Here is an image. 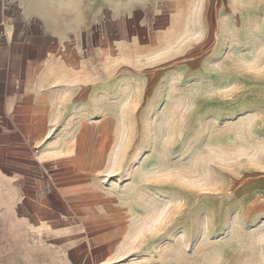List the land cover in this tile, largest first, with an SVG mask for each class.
Wrapping results in <instances>:
<instances>
[{
    "label": "crops",
    "instance_id": "0c3cea01",
    "mask_svg": "<svg viewBox=\"0 0 264 264\" xmlns=\"http://www.w3.org/2000/svg\"><path fill=\"white\" fill-rule=\"evenodd\" d=\"M193 6L204 30L210 16L231 14L238 45L264 47V0H0V176L19 192L9 202L19 222L54 239L39 264H222L229 242L209 248L206 233L176 232L170 199L167 214L158 210V182L125 164L118 129L128 46L171 30L173 8ZM244 60L232 82L249 109L264 111V54ZM256 140L255 229L240 264H264V130Z\"/></svg>",
    "mask_w": 264,
    "mask_h": 264
},
{
    "label": "rangeland",
    "instance_id": "374dc122",
    "mask_svg": "<svg viewBox=\"0 0 264 264\" xmlns=\"http://www.w3.org/2000/svg\"><path fill=\"white\" fill-rule=\"evenodd\" d=\"M196 10L173 8L171 30L137 37V45L128 46L126 101L119 112L125 125L118 129L127 140L125 164L144 167L158 182V210L167 214L162 204L170 199L176 232L206 233L209 248L223 236L229 244L222 264H240L249 256L247 238L255 229L248 223L253 201L247 194L258 179L250 173L260 169L251 152L258 145L255 130L263 134L264 111L248 108L244 88L232 82L231 73L247 66L246 55L264 54V47L238 45L244 37H233L231 26L237 16H210V29L204 30ZM226 23L229 30L220 31ZM237 96L241 104L233 106ZM7 187L0 176V264H39L37 252L54 246V239L19 222L17 207L9 205L19 192Z\"/></svg>",
    "mask_w": 264,
    "mask_h": 264
}]
</instances>
